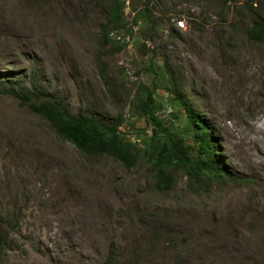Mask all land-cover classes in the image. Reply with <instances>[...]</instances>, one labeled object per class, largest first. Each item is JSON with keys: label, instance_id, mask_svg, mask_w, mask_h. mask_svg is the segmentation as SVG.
Instances as JSON below:
<instances>
[{"label": "rangeland", "instance_id": "obj_1", "mask_svg": "<svg viewBox=\"0 0 264 264\" xmlns=\"http://www.w3.org/2000/svg\"><path fill=\"white\" fill-rule=\"evenodd\" d=\"M112 1L0 0V264H264V43L245 34L264 0H118L125 26L104 28ZM141 86L193 153L183 105L198 114L230 181L159 189L6 92L119 121L141 147Z\"/></svg>", "mask_w": 264, "mask_h": 264}, {"label": "trees", "instance_id": "obj_2", "mask_svg": "<svg viewBox=\"0 0 264 264\" xmlns=\"http://www.w3.org/2000/svg\"><path fill=\"white\" fill-rule=\"evenodd\" d=\"M118 0L111 3L110 17L103 25L120 29L123 23L122 7ZM251 23L245 34L248 39L264 43V6L248 3ZM139 16V15H137ZM137 16L134 17L136 20ZM21 102H27L32 112L46 119L59 137L68 140L84 153L109 154L125 166L137 163L144 165L154 178L159 189L168 188L174 181L176 172L182 173L190 184L207 186L213 181H230L231 176L217 159L216 142L207 124L198 114L184 106L187 118L186 133L196 143V152H191L186 142L178 134L170 131L159 115L162 108L153 92L141 86L135 94L132 110L150 125L149 138L140 147L125 138L119 130V121L107 125L82 114L70 113L51 98H44L39 92L32 95L6 90ZM37 101H31L32 97Z\"/></svg>", "mask_w": 264, "mask_h": 264}, {"label": "built area", "instance_id": "obj_3", "mask_svg": "<svg viewBox=\"0 0 264 264\" xmlns=\"http://www.w3.org/2000/svg\"><path fill=\"white\" fill-rule=\"evenodd\" d=\"M180 23V22H179Z\"/></svg>", "mask_w": 264, "mask_h": 264}]
</instances>
